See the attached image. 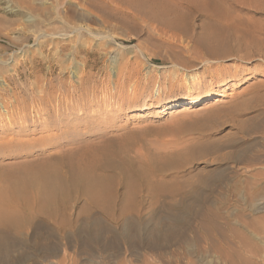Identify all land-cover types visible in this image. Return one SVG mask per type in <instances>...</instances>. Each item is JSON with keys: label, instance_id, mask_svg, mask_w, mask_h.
<instances>
[{"label": "rangeland", "instance_id": "374dc122", "mask_svg": "<svg viewBox=\"0 0 264 264\" xmlns=\"http://www.w3.org/2000/svg\"><path fill=\"white\" fill-rule=\"evenodd\" d=\"M166 2L184 10L181 0ZM152 6L0 0V187L25 164L75 146L95 151L108 138L121 159L150 168L132 201L115 186L109 210L80 198L66 214L0 226V264H264V60L226 54L206 70L207 57L191 55L203 18L175 32ZM240 15L264 22L253 8ZM216 74L229 80L211 98L183 104ZM47 131L56 135L41 142Z\"/></svg>", "mask_w": 264, "mask_h": 264}, {"label": "bare ground", "instance_id": "6f19581e", "mask_svg": "<svg viewBox=\"0 0 264 264\" xmlns=\"http://www.w3.org/2000/svg\"><path fill=\"white\" fill-rule=\"evenodd\" d=\"M166 1L167 0H153L151 11L154 17L159 20L163 17H171V23H169V26L175 32H187L188 29L186 28L185 22L190 16L197 15L203 18V32L196 39L195 49L193 51L194 53L191 55L193 56V59L207 57L203 60L204 64L206 65L204 69H210L212 66L209 63H217L218 57H222L226 54L234 55L237 58L258 57L264 60L263 19L259 18L256 21H252L249 16L242 17L240 15L241 10L244 8H246V10H248V8H253L255 12L259 11L261 14H263L264 0H254V5L249 4V2L252 0H181V3H183L182 7L184 8L183 11H178L174 8H171ZM178 2L176 4H179ZM237 4L242 6L236 8V10H233V6H236ZM210 58L217 59L213 60ZM229 75L233 76V74ZM216 76V78L215 76H211L207 82L206 88L201 90L197 96H189L185 98L183 104L201 103L205 99L211 98L213 95V87L222 86L227 80H229L227 75L218 76L216 74ZM252 77L253 75L249 74L243 78L241 77L242 82L246 81L247 79H251ZM190 79L191 80H189V85L187 88L192 87L197 77L192 76ZM179 102L180 101H176L172 103V108L178 107ZM82 124L87 126L85 123ZM47 132L48 134L43 137L41 142L49 141L56 135L49 133V131ZM13 139L11 137L6 138L4 141V146L11 145L13 143ZM24 143L25 141H19L15 144L19 146L23 145ZM74 143L75 142L70 143V146ZM121 149L122 146H116L115 142L108 138L103 144L98 146L95 151L93 150L94 152L92 150L91 152L84 150L80 146H75L70 150L67 149L66 154L47 155L45 156L46 158L43 159V162L38 164H25L24 167L22 166L24 168L23 171L14 172L11 175L9 174V180H6V183L2 181L5 183V185L3 184L4 186L2 185L3 187H0V226L10 230L16 228L17 230V228L22 226L21 222H25L26 220L24 219H28L26 215H32V217H34L33 215L36 213H44L49 216L66 214L69 201L80 198H83L87 202L86 205H89L92 208H102L104 210H109L107 209L109 205H105H107L108 201V203H110L111 200H114L117 197V192L115 190V186H117V184H121L125 187V191L121 193L122 197L132 199V197L137 194L138 189L140 188L139 186L145 187L148 184V171L150 168L136 164L133 165L132 162L130 163L124 161V159H121L122 157L120 156ZM160 166L158 165L157 167L160 168ZM148 190H150V188H148ZM149 192L152 193V189ZM129 201L125 203H128ZM122 204L123 203H121V205ZM110 205L112 204L110 203ZM124 205H122L123 207L120 206L121 208H119L118 211L126 212L125 210L127 209V204L126 206ZM131 207L132 206H130L129 210H131ZM119 213L117 212V214ZM90 215L92 216V214ZM22 217L25 218L22 219ZM64 221H62L61 224H63ZM28 222L29 221H27L23 226H26ZM128 223H126V225ZM96 224L98 225L99 223ZM93 225H95V223H93ZM97 225L96 227H98ZM131 227H133V225L130 226V228ZM78 231L79 229H76L75 232L77 233ZM130 236L131 235H129V237ZM78 238L81 239V237ZM145 240L148 241V239ZM149 241L147 242L148 246ZM151 243L153 242L151 241ZM225 243H227V241ZM149 247L151 248V246ZM218 247L220 248L221 246ZM222 248L217 249L219 252H222ZM228 248L232 250L234 246L232 248L229 246ZM237 248L234 249L237 250ZM241 252L238 253L237 251L239 255ZM229 253L231 254L233 252ZM221 254L222 257L224 254ZM235 256L237 257L238 255ZM227 257L225 259L229 261L230 259L228 260ZM237 258H239V256ZM244 258L240 261L245 262L248 257L245 260ZM123 262L127 263L125 261ZM123 262L120 261L117 264H123Z\"/></svg>", "mask_w": 264, "mask_h": 264}]
</instances>
